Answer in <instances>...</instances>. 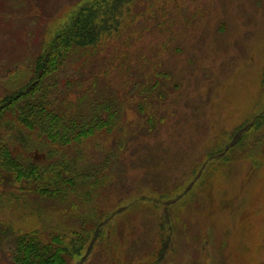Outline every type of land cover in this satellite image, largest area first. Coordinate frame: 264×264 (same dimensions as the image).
Masks as SVG:
<instances>
[{
    "label": "rangeland",
    "instance_id": "1",
    "mask_svg": "<svg viewBox=\"0 0 264 264\" xmlns=\"http://www.w3.org/2000/svg\"><path fill=\"white\" fill-rule=\"evenodd\" d=\"M100 1L0 0V100ZM131 1L120 31L69 58L48 91L76 111L99 100L103 116L116 101L111 132L50 151L0 119V147L86 175L62 197L4 175L0 224L91 237L97 225L82 264H264V0ZM0 264H14L7 242Z\"/></svg>",
    "mask_w": 264,
    "mask_h": 264
},
{
    "label": "trees",
    "instance_id": "2",
    "mask_svg": "<svg viewBox=\"0 0 264 264\" xmlns=\"http://www.w3.org/2000/svg\"><path fill=\"white\" fill-rule=\"evenodd\" d=\"M130 2L101 0L100 3L82 8L71 25L61 28L38 56L32 79L0 100V119L8 114L15 115L22 126L38 134L39 141L26 145L38 148L44 146L52 151L50 146L64 148L79 144L98 132H111L117 125L115 122L121 112L116 101L109 100L103 104L108 111L103 116L99 100H94L89 111H76L66 103L59 105L53 98L54 92L48 91L57 89V76L66 68L69 58L79 50L96 47L104 38L120 31L126 18L125 12L129 11L125 5ZM255 123L253 121L252 125ZM29 159H21L7 144L2 145L0 182L1 177L8 175L12 184H27L21 188L24 193L62 197L71 189L75 191L76 178L84 181L86 177L83 172H77L64 162L56 160L44 167L38 161ZM93 234L91 237L80 231L64 234L39 229L24 232L0 224V244H10L14 264H73L75 260L82 264L92 250L93 239L95 241L100 234L97 225Z\"/></svg>",
    "mask_w": 264,
    "mask_h": 264
}]
</instances>
